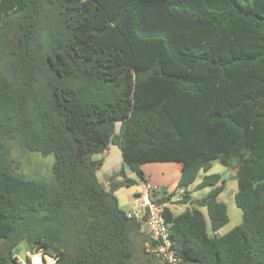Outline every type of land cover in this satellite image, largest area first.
<instances>
[{
  "label": "trees",
  "instance_id": "16d2710c",
  "mask_svg": "<svg viewBox=\"0 0 264 264\" xmlns=\"http://www.w3.org/2000/svg\"><path fill=\"white\" fill-rule=\"evenodd\" d=\"M8 141L53 155V182L15 175ZM113 145L106 190L92 158ZM215 160L242 213L222 236ZM147 163L181 166L160 204L186 205L204 172L191 210L164 207L181 264H264V0H0V264L22 242L54 264H129L143 223L114 192L145 183Z\"/></svg>",
  "mask_w": 264,
  "mask_h": 264
},
{
  "label": "rangeland",
  "instance_id": "374dc122",
  "mask_svg": "<svg viewBox=\"0 0 264 264\" xmlns=\"http://www.w3.org/2000/svg\"><path fill=\"white\" fill-rule=\"evenodd\" d=\"M116 129V132H119V124L116 125ZM7 148L12 162V171L15 175L26 180H35L47 184L53 182L54 178L52 169L55 162L53 155L44 156L40 153L25 151L13 141H8ZM110 148L113 150L112 157L108 159L106 164H104L102 170L97 172V176H101L102 181L106 179L105 176L107 175H110L108 176L110 180L116 173L120 172L123 167L121 154L117 155L116 153V151H119L118 147L113 145ZM111 153L112 152H110V154ZM144 165V172L148 175L149 181L152 183H150L151 185L148 184V186L152 188H159L155 185L163 186L167 192H173L175 190L177 185L176 181H178L180 177V168L178 167V164L162 163L159 165L160 167L156 163H147ZM125 173L128 177H134V175L127 168H125ZM211 174H219L221 176V180L226 182L224 192L218 196V200L225 204L229 218L228 223L216 232L217 236H222L231 231L236 226L240 225L242 222V213L234 202V194L237 190L235 178L236 173L234 169H227L223 167L217 160H215L211 163V169L206 173V175ZM202 176H204V172L199 174L196 182L188 189V191L191 193V199L186 205H181L178 203V201H181V192H176V194L172 197V200H170L169 203H166L174 215L191 210L193 208L192 203L195 202L196 199H201L204 194L206 195L209 192V188L196 191V186L200 182ZM120 177V175H117L115 181H121ZM102 183L106 188L109 185V182L108 184L104 182ZM142 186L143 184H137L128 188L121 187L117 189L114 194L118 199L120 207H125L123 209L127 212L134 211L132 208L134 197L136 194H140L142 192ZM107 190H109V187ZM200 211L208 221L206 209L200 208ZM133 239V258L129 264H158L150 257L145 255L142 243L143 235L141 234V231L135 234ZM0 251L8 255V249L3 242H0ZM11 256L16 258L18 262H21V260L28 258V256L32 257L33 253L30 252L29 245H27L25 242H22L11 251Z\"/></svg>",
  "mask_w": 264,
  "mask_h": 264
},
{
  "label": "built area",
  "instance_id": "2783aa9c",
  "mask_svg": "<svg viewBox=\"0 0 264 264\" xmlns=\"http://www.w3.org/2000/svg\"><path fill=\"white\" fill-rule=\"evenodd\" d=\"M159 188H152L143 184L142 192L134 197L133 210L126 211L128 218H136L143 223L141 232L147 236L143 243L144 252L160 264H181L170 243V224L164 218V207L158 201H152L151 196L157 195ZM158 196V195H157ZM54 264L55 258L45 254L41 250L33 253V256L19 261V264Z\"/></svg>",
  "mask_w": 264,
  "mask_h": 264
},
{
  "label": "crops",
  "instance_id": "0c3cea01",
  "mask_svg": "<svg viewBox=\"0 0 264 264\" xmlns=\"http://www.w3.org/2000/svg\"><path fill=\"white\" fill-rule=\"evenodd\" d=\"M111 147V146H110ZM112 150V148H109V150L108 151H105L104 153H102V154H98V156H93V160H100V159H102L103 160V165H102V168L104 167V164H106L107 162H108V159H110L111 157H112V155H113V150ZM110 152H112L111 154H110ZM116 153H117V155H120L121 153H120V151H116ZM158 166L160 165V164H162V163H156ZM165 164V163H164ZM172 165V164H171ZM145 165H143L142 166V170H143V172H144V169H143V167H144ZM173 166V165H172ZM160 167V166H159ZM179 168L181 167L180 165L178 166ZM177 167V168H178ZM102 168L100 169V170H102ZM99 170V171H100ZM115 171V170H114ZM106 174V173H105ZM144 174H145V179H146V182L145 183H139V184H150L151 183V181H149V177H148V175L144 172ZM98 175H99V173H98ZM134 175V174H133ZM108 176H110V175H107V176H105V178L106 179H104V181H102L101 180V176L99 177V176H97V178H98V180L101 182V184H102V186L104 187V185H103V183L102 182H104V183H106V184H108V180H109V178H108ZM111 178V177H110ZM129 178H131V177H129ZM180 178V177H179ZM131 179H137V177H136V175H134V177L133 178H131ZM178 181H176V183H177ZM152 184V183H151ZM150 184V185H151ZM154 185V184H153ZM155 186H158L159 187V189H162V188H164L165 189V187H163V186H159V185H155ZM108 187H109V185H108ZM108 187L106 188V187H104L106 190L108 189ZM224 192V191H223ZM115 195V194H114ZM204 196H205V194H204ZM116 197V196H115ZM117 198V197H116ZM118 200V199H117ZM219 201V200H218ZM119 203V202H118ZM120 206V205H119ZM122 209L123 208H125V207H121ZM124 210V209H123ZM215 235H216V233H215Z\"/></svg>",
  "mask_w": 264,
  "mask_h": 264
}]
</instances>
